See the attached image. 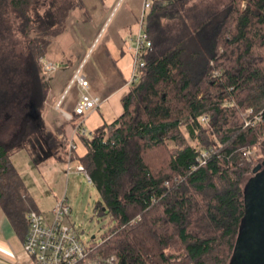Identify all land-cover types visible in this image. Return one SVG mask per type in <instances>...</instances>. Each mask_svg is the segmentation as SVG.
Returning a JSON list of instances; mask_svg holds the SVG:
<instances>
[{"label":"trees","instance_id":"trees-1","mask_svg":"<svg viewBox=\"0 0 264 264\" xmlns=\"http://www.w3.org/2000/svg\"><path fill=\"white\" fill-rule=\"evenodd\" d=\"M201 1L152 0L145 29L152 47L124 113L83 141L79 161L100 196L96 212L109 221L92 243L103 260L230 264L233 257L244 181L264 165V0L221 8ZM83 8L84 0H0V124L19 126L11 146L0 139V206L21 237L35 204L11 153L33 146L38 156L58 148L67 155L68 141L39 117L7 116L29 95L41 112L49 91L42 61ZM250 111L251 122L261 120L247 126Z\"/></svg>","mask_w":264,"mask_h":264},{"label":"crops","instance_id":"crops-1","mask_svg":"<svg viewBox=\"0 0 264 264\" xmlns=\"http://www.w3.org/2000/svg\"><path fill=\"white\" fill-rule=\"evenodd\" d=\"M147 16L145 0H84V8L73 13L67 29L53 40L46 54L60 66L57 71L46 74L49 91L41 112L47 132L59 139L64 137L68 146L73 140L78 151L79 143L84 145V139L90 138L77 131L79 124L83 123V128L94 132L123 115V99L131 91L132 79L138 73L134 40L145 31ZM46 56L44 59L48 60ZM83 63L82 74L90 83V94L104 102L99 110L80 118L74 110L82 89L75 86L68 91V87ZM61 100L63 105L58 110ZM63 112L74 114V119L68 121ZM84 148L87 150L85 145ZM38 158L39 163L57 159L66 165L67 161L62 148L50 150ZM79 162L76 152L75 164ZM34 210L37 211V207ZM26 236L27 232L21 237L15 231L0 206V264H35L23 250Z\"/></svg>","mask_w":264,"mask_h":264},{"label":"rangeland","instance_id":"rangeland-1","mask_svg":"<svg viewBox=\"0 0 264 264\" xmlns=\"http://www.w3.org/2000/svg\"><path fill=\"white\" fill-rule=\"evenodd\" d=\"M196 1L200 2L201 0ZM228 1L229 0H202L201 2L205 3V5L208 4L213 7L221 8ZM13 35L14 33L11 34V36ZM16 51L24 52L23 46L17 45ZM46 57L49 58L46 61L43 60L45 64L42 61L44 69V73L42 74H44L43 76H45V79L48 72H46L44 65L48 62L52 65L58 64L52 62L50 56L47 55ZM31 99V95H29V98L27 97V99H16L14 104L11 103L10 116H7V120H12V117L16 118L18 112H21L20 114L23 116L21 117L24 119L28 116L31 118L33 111H36L37 107L36 104L32 103ZM36 114L39 117L40 126L45 127L46 125L42 116L43 113H38V111H36ZM243 117L246 120V123L251 122L250 115L248 116L247 113H245ZM255 121L251 123H255ZM12 124H14V121L7 122V124H0V139L4 140L3 142L8 146L13 144L11 137L18 134L16 128L19 126L15 123L14 127H10ZM86 131L89 134L88 136L91 137L90 133L92 131L87 128ZM184 132L187 134L185 129ZM190 142L193 145L195 144V142ZM79 145L77 154L79 157H83L87 153V150L82 143H79ZM58 149L56 151H58ZM10 157L15 170L21 177L23 183L21 189H25L24 191L27 195L34 200L35 207H37V212L39 214H41L46 220H51L54 207L58 202L66 199L71 208V214L67 219V223L79 238L85 244L100 243L102 241V235L108 230L109 221L98 216L96 212V204L100 201V196L84 174L75 171L69 173L67 164L65 165L57 159H47L39 163L37 161V159H39L38 153L33 146H30L29 148H16L12 151ZM74 166H76V164H74ZM251 177L252 174L248 175L244 181V186H246ZM112 257L114 256H111L110 258ZM107 260H103L99 253L95 252L84 264H106Z\"/></svg>","mask_w":264,"mask_h":264},{"label":"built area","instance_id":"built-area-1","mask_svg":"<svg viewBox=\"0 0 264 264\" xmlns=\"http://www.w3.org/2000/svg\"><path fill=\"white\" fill-rule=\"evenodd\" d=\"M152 7V0H145V10L149 11ZM134 56L138 73L134 75L132 83L139 80L143 67L145 66L143 55L152 47V42L146 31L140 32L134 40ZM46 61V59H43ZM44 63V61H43ZM45 64V63H44ZM59 65H52L47 63L44 65L46 72L53 73L59 69ZM84 63L81 64L72 81L69 84L68 91L73 87L78 86L82 89V94L78 104L74 110V114L80 118H84L88 113L99 110L103 105V100L99 97L92 96L89 92L90 83L88 79L82 74ZM67 91V92H68ZM63 100L57 105V109L61 110ZM68 121L74 119V114L63 112ZM248 116L252 112L247 113ZM260 117H256V121H260ZM204 122H208V118H203ZM83 123L77 126L82 136H88L86 129L82 126ZM247 126L253 125L251 122L246 123ZM77 145L71 140L68 146L67 153V168L68 172L73 171L84 174L88 181L92 184V180L88 175L85 167L79 162L76 163ZM252 154L251 150L246 152V156ZM209 154L205 153L197 162L200 165H205L209 158ZM71 208L66 199L58 202L53 209V217L50 221L46 220L37 211H31L28 216V231L24 241L23 250L25 255L31 259L35 264H82L93 254L95 248L92 244H85L71 226L67 223L70 217ZM106 264H119L116 256L109 258Z\"/></svg>","mask_w":264,"mask_h":264},{"label":"water","instance_id":"water-1","mask_svg":"<svg viewBox=\"0 0 264 264\" xmlns=\"http://www.w3.org/2000/svg\"><path fill=\"white\" fill-rule=\"evenodd\" d=\"M230 264H264V165L245 186V215Z\"/></svg>","mask_w":264,"mask_h":264}]
</instances>
